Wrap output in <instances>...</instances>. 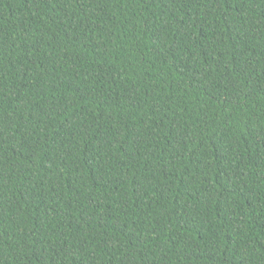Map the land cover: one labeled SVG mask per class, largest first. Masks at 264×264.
I'll use <instances>...</instances> for the list:
<instances>
[{
    "label": "trees",
    "instance_id": "obj_1",
    "mask_svg": "<svg viewBox=\"0 0 264 264\" xmlns=\"http://www.w3.org/2000/svg\"><path fill=\"white\" fill-rule=\"evenodd\" d=\"M0 264H264V0H0Z\"/></svg>",
    "mask_w": 264,
    "mask_h": 264
}]
</instances>
